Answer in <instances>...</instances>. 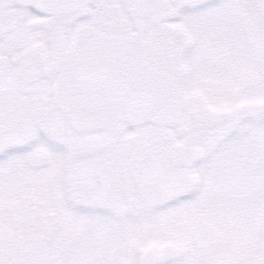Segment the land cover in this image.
Wrapping results in <instances>:
<instances>
[{"label":"snow or ice","instance_id":"obj_1","mask_svg":"<svg viewBox=\"0 0 264 264\" xmlns=\"http://www.w3.org/2000/svg\"><path fill=\"white\" fill-rule=\"evenodd\" d=\"M0 264H264V0H0Z\"/></svg>","mask_w":264,"mask_h":264}]
</instances>
